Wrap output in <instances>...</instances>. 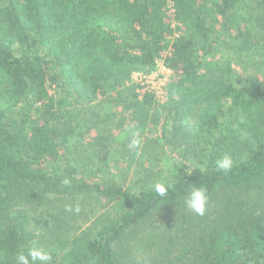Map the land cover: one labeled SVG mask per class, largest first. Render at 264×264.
Wrapping results in <instances>:
<instances>
[{
	"label": "trees",
	"instance_id": "16d2710c",
	"mask_svg": "<svg viewBox=\"0 0 264 264\" xmlns=\"http://www.w3.org/2000/svg\"><path fill=\"white\" fill-rule=\"evenodd\" d=\"M171 4L0 0V264L33 242L50 264H264V0ZM157 60L171 78L152 138L160 105L131 76ZM234 67L259 81L239 84ZM75 105L99 106L104 128L114 105L129 111L112 137L126 185L102 172L113 152L87 142ZM193 186L203 216L184 204Z\"/></svg>",
	"mask_w": 264,
	"mask_h": 264
},
{
	"label": "rangeland",
	"instance_id": "374dc122",
	"mask_svg": "<svg viewBox=\"0 0 264 264\" xmlns=\"http://www.w3.org/2000/svg\"><path fill=\"white\" fill-rule=\"evenodd\" d=\"M168 2L167 6V14L170 15L173 13V8L171 7V0H166ZM172 25H175V22H172ZM213 58V59H212ZM216 61V57L214 56H208L204 59V64H209L210 61ZM233 73L235 74L237 81L239 84H243L247 80H257L259 81L260 75L256 74L254 72H241L240 69L237 67L233 68ZM171 78V72L168 71L164 66L161 60H157V63L153 70L149 73H133L131 76V80L134 82H138L142 88L140 91L147 90L149 92H152L155 95V98L157 99L158 104L160 105L157 109V115L153 116V123L150 125V137H155L160 129V121L161 117L164 115V102L166 98L167 93V85ZM139 91V92H140ZM95 108V109H94ZM99 106H90L89 112H84L80 106H73L70 112V118L77 123L78 126L82 127L84 125H87L90 129L89 133L90 135L87 138V142L89 144H96L98 150L102 147L104 149H111L113 152V157L115 158L114 161H111V164L108 166L105 165V162L102 163V172L106 173L108 172L107 177L108 178H114L117 177L120 182H122L123 185H126L128 181L131 180V174L126 173L125 165L127 164V159L125 156H122L120 154L117 155L116 152H114V148L116 145L112 142V137L118 134L120 129L122 127H125L128 124V119L130 118L128 112L125 107L119 105H114L112 108V115L113 119L107 121V127L104 128L103 123H100V118H103V115L98 114ZM158 119V120H157ZM106 129L107 131H103L102 129ZM95 134H100L103 137L99 139L98 141L92 142L91 136ZM156 144V143H155ZM166 154L169 156H177L179 157L181 155L180 153H175L173 149L167 148ZM155 161L153 159H149L146 162H144V165L154 169ZM189 166H195V163L192 159H190L187 163ZM155 170V169H154ZM84 176L87 179H94V180H102L104 177L103 174H100L98 172H92L89 170H86L84 173ZM155 175L153 176V178ZM184 226V224H183ZM148 251V250H147ZM151 251V250H150ZM143 253V250L140 249L139 252H136V255Z\"/></svg>",
	"mask_w": 264,
	"mask_h": 264
},
{
	"label": "clouds",
	"instance_id": "9594fccd",
	"mask_svg": "<svg viewBox=\"0 0 264 264\" xmlns=\"http://www.w3.org/2000/svg\"><path fill=\"white\" fill-rule=\"evenodd\" d=\"M137 142H133L135 146ZM232 159L225 155L221 159L216 161V167L221 169L224 173H228L232 168ZM67 183V181H65ZM155 191L160 196H165L167 194L168 188L162 184H155ZM207 191L204 187L193 186L191 190L187 193L184 200L185 206L193 213L199 216H203L207 210ZM79 211V209H76ZM52 259L51 253L44 246L39 245L35 242L27 250V254L20 253L16 257L17 264H50Z\"/></svg>",
	"mask_w": 264,
	"mask_h": 264
}]
</instances>
